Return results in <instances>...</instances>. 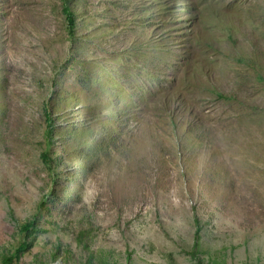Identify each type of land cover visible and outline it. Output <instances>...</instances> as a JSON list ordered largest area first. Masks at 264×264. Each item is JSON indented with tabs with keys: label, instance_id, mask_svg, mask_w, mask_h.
Returning <instances> with one entry per match:
<instances>
[{
	"label": "rangeland",
	"instance_id": "rangeland-1",
	"mask_svg": "<svg viewBox=\"0 0 264 264\" xmlns=\"http://www.w3.org/2000/svg\"><path fill=\"white\" fill-rule=\"evenodd\" d=\"M22 239L264 264V0H0V264Z\"/></svg>",
	"mask_w": 264,
	"mask_h": 264
},
{
	"label": "trees",
	"instance_id": "trees-1",
	"mask_svg": "<svg viewBox=\"0 0 264 264\" xmlns=\"http://www.w3.org/2000/svg\"><path fill=\"white\" fill-rule=\"evenodd\" d=\"M65 14H66V22H67V26H68V31L70 34H73L74 31V15L72 13V11L66 7L65 9ZM41 158L43 160V162L45 163V165L49 168L50 164H49V157H48V153L47 151H43L41 153ZM31 222H25L21 225V230L22 231H27L29 229V227L31 226ZM23 241L20 242V244L18 245L17 249L14 250V252L10 255V256H6L3 258V264H9L14 257L17 256L18 252L24 248H26L27 246V242L25 239H22Z\"/></svg>",
	"mask_w": 264,
	"mask_h": 264
}]
</instances>
